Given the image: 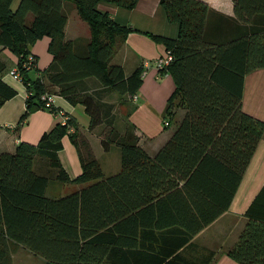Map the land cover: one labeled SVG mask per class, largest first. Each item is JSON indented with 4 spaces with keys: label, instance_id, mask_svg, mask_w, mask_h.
Returning a JSON list of instances; mask_svg holds the SVG:
<instances>
[{
    "label": "trees",
    "instance_id": "trees-1",
    "mask_svg": "<svg viewBox=\"0 0 264 264\" xmlns=\"http://www.w3.org/2000/svg\"><path fill=\"white\" fill-rule=\"evenodd\" d=\"M99 1L19 0L14 7V0H0V45L18 55L17 68L32 91L16 130L32 110L43 108V93H58L85 106L89 129L99 134L104 150L120 147L122 164L117 173L105 175L89 139L71 115L68 123L58 120L45 130L37 142L21 140L14 151L0 152V264H13V243L40 253L48 259L46 264H72L77 257L76 264H82L90 245L86 242L85 249L72 240L63 225L128 222L131 208L161 193L176 198L175 192L190 196L185 206L202 213L198 228L164 253L180 256L181 245L229 207L263 136L264 119L243 108V96L246 74L264 67V0H234L236 16L206 0H160L168 18L179 24L177 36L145 32L173 54L161 70L169 72L176 84L164 119L171 122L175 107L185 113L155 156L141 146L133 123L123 129L118 126L120 101L115 96L139 90L144 66L126 74L121 64L112 62L133 28L98 9ZM106 1L132 8L138 0ZM73 8L89 24L88 39L66 36ZM45 35L50 37L53 61L41 76L32 78L33 68L24 63L30 46ZM3 69L1 64L0 107L16 94L1 77ZM66 134L81 159L82 172L75 177L59 156ZM54 179L85 185L51 197L46 191ZM219 199L223 206L206 215L204 201L215 205ZM244 214L248 221L227 254L241 264H264V186Z\"/></svg>",
    "mask_w": 264,
    "mask_h": 264
},
{
    "label": "crops",
    "instance_id": "crops-1",
    "mask_svg": "<svg viewBox=\"0 0 264 264\" xmlns=\"http://www.w3.org/2000/svg\"><path fill=\"white\" fill-rule=\"evenodd\" d=\"M206 1L219 11L236 16L234 0ZM18 2L19 0H14L13 6L16 7ZM97 7L101 11H107L119 23L133 28L114 54L112 62L121 64L126 74H131L137 67L144 66L143 80L134 95L126 94L119 97L116 94L115 100L120 101L117 102V122L122 129L126 123H133L140 137L141 146L151 156H155L172 136L178 121L184 116L185 109L172 108L174 116L171 122L164 123L169 97L175 90L176 84L169 72H161L154 63L156 57L166 53L165 44L156 41L145 32L177 36L179 24L168 18L160 0H138L132 8L101 0ZM72 10L66 25V36L80 38L83 35L80 22L71 21L70 17L74 12ZM84 37L88 39L90 36ZM49 42L50 37L45 35L30 46L31 52L37 57L35 68L29 72L32 78L41 76L44 69L53 61ZM1 64L4 66L1 77L16 89V94L8 98L0 107V152L14 151L21 140L37 142L43 132L59 120V115L49 109H34L16 130V124L26 109V86L11 74V70L18 66V55L8 47L0 45ZM55 94H57L55 105L78 121L80 130L89 139L105 175L120 171L122 166L120 147L115 145L110 150H104L99 134L89 129L90 116L85 106L82 103L74 104L61 94ZM243 108L264 119V67L246 74ZM59 156L71 177L82 172L79 150L69 134L63 137V147L59 151ZM66 183L68 182L51 180L46 191L47 195L58 197L85 185L68 183L67 186ZM263 186L264 133L229 207L200 228L189 242L181 245L178 250L180 256L165 257L164 253L168 247L179 243L187 232L198 228L202 221V213L185 206L186 198L190 201V196L179 192H175L176 198L161 193L149 203H144L135 209L131 208L128 222L121 219L103 224H66L63 225L62 230L72 234V240L80 241L85 249L86 242L89 243L90 249L87 248V252L82 257V264H241L229 256L227 250L237 242L248 221L244 212ZM146 195L148 196L144 194ZM204 202L206 215H211L224 204L223 199L217 200L215 205L208 200ZM98 213L104 215L106 212L100 210ZM111 213L116 215L117 210ZM82 231L88 233L83 236ZM71 238L66 237L68 241H71ZM12 256L13 264L48 262L46 257L22 243L12 244ZM77 258L75 261L78 260ZM75 261L73 260L72 264H76Z\"/></svg>",
    "mask_w": 264,
    "mask_h": 264
},
{
    "label": "built area",
    "instance_id": "built-area-1",
    "mask_svg": "<svg viewBox=\"0 0 264 264\" xmlns=\"http://www.w3.org/2000/svg\"><path fill=\"white\" fill-rule=\"evenodd\" d=\"M172 59H173V54L169 49H167L165 54H161L155 58L154 63L156 67L161 71L171 62ZM36 63H37V57L31 52L27 58V61L24 63V66H26L27 69L34 68ZM146 63L148 62L146 61ZM11 74L13 75L14 78L21 80L25 84L26 96L28 97L32 93V91L28 89L26 83L24 82L23 74L19 71L17 67L11 70ZM55 96H57V94L55 93H49V92L43 93L42 99L45 101L43 108L49 109L56 115H59V120H61L62 123L66 124L68 123L70 115L67 114L63 109L55 105ZM164 121L165 124L169 123L167 119H165Z\"/></svg>",
    "mask_w": 264,
    "mask_h": 264
},
{
    "label": "rangeland",
    "instance_id": "rangeland-1",
    "mask_svg": "<svg viewBox=\"0 0 264 264\" xmlns=\"http://www.w3.org/2000/svg\"><path fill=\"white\" fill-rule=\"evenodd\" d=\"M72 11H74V12H73V14H72L71 17H70L71 21H72V22H73V21H78V22H80V27H81V32H82V34H83L84 36H87V35L90 36V28H89V24L79 16V14H78V12H77L76 9H73ZM83 35H82V36H83ZM84 36H83V37H84ZM122 110H123V111L125 110V107H124V106L122 107ZM68 183H70V182H68ZM68 183H66L67 186H69Z\"/></svg>",
    "mask_w": 264,
    "mask_h": 264
}]
</instances>
